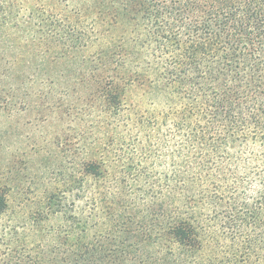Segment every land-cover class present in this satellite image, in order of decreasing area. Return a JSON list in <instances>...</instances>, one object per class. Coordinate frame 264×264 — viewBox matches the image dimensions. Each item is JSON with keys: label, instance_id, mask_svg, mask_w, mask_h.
Masks as SVG:
<instances>
[{"label": "trees", "instance_id": "16d2710c", "mask_svg": "<svg viewBox=\"0 0 264 264\" xmlns=\"http://www.w3.org/2000/svg\"><path fill=\"white\" fill-rule=\"evenodd\" d=\"M76 92L113 110V175L71 169L29 244L0 224V264H264V0H0V110Z\"/></svg>", "mask_w": 264, "mask_h": 264}, {"label": "rangeland", "instance_id": "374dc122", "mask_svg": "<svg viewBox=\"0 0 264 264\" xmlns=\"http://www.w3.org/2000/svg\"><path fill=\"white\" fill-rule=\"evenodd\" d=\"M29 95L24 88L18 91V96L38 104L44 98L35 90ZM61 99L76 108L64 107L56 114L39 107L0 110V181H5L9 170L15 178L10 213L0 224L15 226L28 244L30 227L22 226L33 218L43 195L56 187L63 189L57 182L71 169L96 160L105 162L103 169L113 175V110H105L97 99L86 102L81 92Z\"/></svg>", "mask_w": 264, "mask_h": 264}]
</instances>
